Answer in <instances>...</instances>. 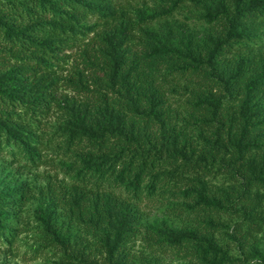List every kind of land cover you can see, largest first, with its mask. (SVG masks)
<instances>
[{
    "label": "trees",
    "instance_id": "trees-1",
    "mask_svg": "<svg viewBox=\"0 0 264 264\" xmlns=\"http://www.w3.org/2000/svg\"><path fill=\"white\" fill-rule=\"evenodd\" d=\"M185 1L135 7L133 18L115 0H0V239L14 242L34 198L44 242L32 251L54 246L53 264H157L128 248L142 233L191 264H264V0H189L197 28L173 17ZM73 47L82 66L63 74ZM167 83L187 110L171 108ZM54 107L72 180L62 193L10 168L44 163ZM154 197L192 221L143 217L139 203Z\"/></svg>",
    "mask_w": 264,
    "mask_h": 264
},
{
    "label": "rangeland",
    "instance_id": "rangeland-1",
    "mask_svg": "<svg viewBox=\"0 0 264 264\" xmlns=\"http://www.w3.org/2000/svg\"><path fill=\"white\" fill-rule=\"evenodd\" d=\"M115 2L117 6L124 9L127 15L134 18L133 9L135 7H151L157 2V0H115ZM193 10L194 5L189 2V0H186L182 4L180 3L179 8L174 11L173 17L180 21H186V23H188L190 26L197 28L198 26L202 25V22L193 18V14L191 12ZM102 27L103 26L100 25L98 29H101ZM262 43L264 45V33L262 36ZM77 49L78 47H73L71 50L67 51V53L69 52V56L63 65V74L68 73L72 63H78L79 66H82L79 61V52H77ZM175 81L176 80H172V83ZM179 82L180 83L178 85L182 84V81ZM165 88L167 89L171 108L178 111L187 110L183 104L184 93L180 92L182 89L179 86L175 88L170 83L165 84ZM64 92L72 94L75 91H72L71 89H64ZM62 114L63 113L60 109L54 107L46 116L42 124L41 130L45 132L44 136L46 135L45 137H51L50 141L48 142V148L43 151L44 154H46L45 157H43L45 158L44 163L39 166L32 167L15 163L13 166H10V168H14L17 174L27 178L31 184H48L51 186L54 192L58 193H62L61 190L68 188V186L72 183L70 175L66 173L59 164V162L67 159L68 157L63 153V148L59 147L61 136L59 137L57 134H55L52 138L51 135V132L62 118ZM212 180L214 184H219L224 179L221 176H217ZM32 192L33 194L36 193L34 189ZM116 192L119 197H125V193L123 191ZM168 198L170 200L180 201L182 196H173L170 194ZM32 199L35 200L34 198ZM33 200L24 203L21 207L17 226H19V228L22 230H17V235L15 236L14 242L12 244H7L5 241L0 239V264H53L52 262L56 260L55 255L57 251L52 245L46 247L42 255H37V253L32 251V249L37 247L38 244L44 242V240L40 238L42 233L38 231L37 223L32 215V208L34 206V202H32ZM165 202L166 199H162V197H154L152 199L144 198L143 201L139 203L140 213L143 217L148 219L169 216L168 218L170 220H173L176 224L180 225L192 221L189 213L187 211H182L181 208H177V210L173 212L163 210ZM262 206L264 208V201ZM216 215L219 219L229 222L230 224H232V222L238 218L236 214L216 213ZM224 230L225 229L222 227H216L213 229V232L216 238L219 240V243L223 246H226L232 255L237 256L238 252L235 243L228 239L224 233ZM229 231H234V228L231 227ZM143 236L144 233L140 234L136 239L130 241L128 248L132 254L151 255L156 259L157 264H191V260H189L184 251L160 249L158 245L149 243L148 239ZM255 236L260 239V245L262 248H264V228L261 232L255 234Z\"/></svg>",
    "mask_w": 264,
    "mask_h": 264
}]
</instances>
